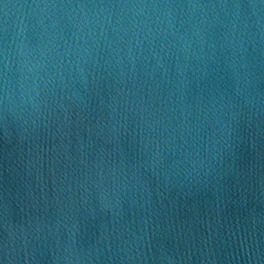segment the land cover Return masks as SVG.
Here are the masks:
<instances>
[{"label": "water", "instance_id": "95a60500", "mask_svg": "<svg viewBox=\"0 0 264 264\" xmlns=\"http://www.w3.org/2000/svg\"><path fill=\"white\" fill-rule=\"evenodd\" d=\"M0 264H264V0H0Z\"/></svg>", "mask_w": 264, "mask_h": 264}]
</instances>
